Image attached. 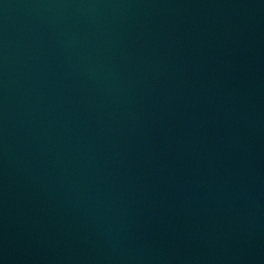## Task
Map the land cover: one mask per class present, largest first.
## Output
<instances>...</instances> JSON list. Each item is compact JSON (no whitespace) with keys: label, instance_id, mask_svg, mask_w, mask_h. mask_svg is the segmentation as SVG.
Instances as JSON below:
<instances>
[{"label":"water","instance_id":"water-1","mask_svg":"<svg viewBox=\"0 0 264 264\" xmlns=\"http://www.w3.org/2000/svg\"><path fill=\"white\" fill-rule=\"evenodd\" d=\"M0 264H264V0H0Z\"/></svg>","mask_w":264,"mask_h":264}]
</instances>
